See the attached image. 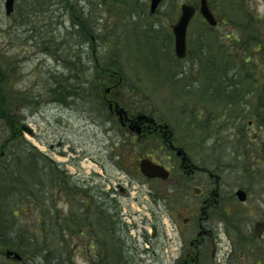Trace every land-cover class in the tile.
Listing matches in <instances>:
<instances>
[{
	"label": "rangeland",
	"instance_id": "rangeland-1",
	"mask_svg": "<svg viewBox=\"0 0 264 264\" xmlns=\"http://www.w3.org/2000/svg\"><path fill=\"white\" fill-rule=\"evenodd\" d=\"M20 1L18 0L16 4H22ZM71 1L72 4L75 3V0ZM89 1L93 3L87 4ZM142 1L146 5V15L141 16L140 13L135 12L133 20L138 19V22L141 20L142 24L158 25L160 37L156 40V46L159 52L155 51L153 54L160 53L161 56L152 59L153 63H151L147 59L149 51L143 50L146 58L141 57L137 60L141 47L138 46L139 43L132 45L137 39L136 33L129 35L128 40L125 39V44L132 46L133 50L129 52V48L122 55L126 58L120 59V64L124 66L123 72L121 71V81L109 92L104 89L113 85L105 86L101 97L106 100L117 99L118 103L127 107L133 106L131 104L133 100L141 101L145 104L147 112H153L156 117L168 123L174 132L175 141L184 148L187 156L196 166L223 172L221 186L243 187L247 188L246 190L253 187L252 201L248 205H240L243 212L249 207L253 208V204L260 208L261 205L254 197L261 194L264 188L260 183L253 186L254 181L246 182L245 178L250 175L247 171L261 170V163L260 169H256L254 163H250L245 173L241 170L235 172L232 168L239 169L242 164L234 163L235 160L232 161L231 157L227 156L226 149V143L231 144L235 141V134L239 132L238 127L241 129L243 127V130L247 131L252 129L247 126L251 121L245 118L243 106L245 102L251 100V95L244 99L245 102L242 101V104L238 103L231 109H226L219 100L213 104L202 101L200 97H204L205 92L208 93L215 85L205 81L207 74L204 75V83L202 78H198L196 72L200 67L199 64H193L187 59L183 61L174 59L172 45L165 40L179 17L181 5L184 3L197 5L198 1L161 0L154 14L150 13L151 0ZM212 1L217 3L221 12L222 21L219 28L215 29L218 39L219 36L221 38L219 43L226 49V54L238 58L234 64L237 78L238 74L240 78L245 73L251 74L252 62L255 65L253 78L264 84V60L260 59L258 53L253 55L251 53L252 48L257 49V46L251 44H258V34L264 41L262 35L264 0H226V3L225 0ZM4 2L5 0H0V95L4 96L6 102L8 99L18 100L22 99V96L26 97L29 106L22 108V104L16 102L14 113H11L20 116H18L20 127L27 125L31 129V133L24 131L23 137L41 152L53 158L70 175L86 181L92 178L95 183L105 186L106 190L113 189L118 192L116 196L121 205L122 220L131 227L128 234V237L131 236L129 249L133 253L138 252L139 258L143 260L141 264H177L181 240L174 226H182L184 216L173 212L175 205L173 202L176 198L174 193H169L167 189L178 184L181 178L175 173L167 183L156 180L150 182L139 171L140 158H137L134 147L125 144L122 148L120 141L106 132L109 125L98 118L89 106L79 103L63 105L54 102L47 95L53 84V77L66 72L62 60L66 63L79 56L82 65L93 69L103 66L107 60L112 59L113 62H117L115 56L117 48L126 50L125 47L117 44L118 37H107L105 42H99L96 50L92 51L87 44H78V37L74 35L75 29L72 27L68 10L65 12L58 9L61 17L59 14H54L56 19H53V22L56 23L50 22L44 30L43 14L29 15L23 20L20 7H16L11 16H6ZM96 4L97 1L94 0H80L77 6L79 9L84 7L88 15L90 10L96 9L92 19L97 26L95 34L99 35L103 34L106 25L109 29L112 28L117 23V17L107 14L108 7H100ZM23 7L26 8L27 4ZM168 7L175 12L172 19L167 17ZM252 7L256 10L253 11L256 20L247 22L251 24L248 25L247 36L243 23L246 21V13L248 14ZM57 18L60 24L57 23ZM28 20L29 24L25 22ZM202 21L199 17L193 19L190 25L192 28L190 30L189 27L188 30V39L190 33L197 34ZM110 31L111 29L108 33L105 31V35ZM44 36L47 37L46 40ZM251 37L254 41H251ZM244 43H247V47ZM244 59L248 60L247 64L243 62ZM243 64H246V67L240 74ZM182 72L184 73L180 77ZM185 76H188L187 82ZM258 86L256 85L255 88ZM247 89L245 83L244 94L249 92ZM210 105L214 108L211 111L212 115L208 113L210 109H203L204 106L210 107ZM3 106L6 108L5 103ZM111 120L118 122L117 116L111 115ZM205 121L208 123H204ZM1 126L5 125L0 122V142L8 134L6 126L4 129ZM254 134H258L256 129L251 130V135ZM137 149L142 153L147 151L145 144ZM113 152L123 154L124 158L116 159L112 156ZM258 180L260 181L259 177ZM166 210H169V214L172 213L175 222L169 220ZM259 211L260 209L257 213ZM155 219L159 221V235L153 238V246H150L144 239V232L152 235ZM0 264H16V262L0 256Z\"/></svg>",
	"mask_w": 264,
	"mask_h": 264
},
{
	"label": "trees",
	"instance_id": "trees-1",
	"mask_svg": "<svg viewBox=\"0 0 264 264\" xmlns=\"http://www.w3.org/2000/svg\"><path fill=\"white\" fill-rule=\"evenodd\" d=\"M94 1H97V6L108 7L107 14L117 17V23L110 28L111 31L107 35L105 31L108 33L110 30L107 25L103 34H95L97 26L92 17L96 9L90 10L88 15L84 7L82 10L78 8L77 3L79 4L80 0H75L73 4L71 0H21L22 4H16V7H20L23 20L29 15L43 14L44 30L50 22L56 23L53 21L56 19L54 14H59L58 9L65 12L68 10L78 44H87L92 51L96 50L99 42H105L107 37H118L117 44H122L126 50L117 48V62L107 60L103 66L91 69L81 64L79 56L66 63L62 60L66 72L53 77V84L47 94L54 102L63 105H87L104 123H114L101 96L105 86L114 85L115 80L121 78L124 66L120 64V59L126 58L122 55L129 48V52L133 50L132 46L125 44V39L127 41L129 35L136 33L137 39L132 45L139 43L138 46L141 47L137 60L146 58L143 50H147V59L153 63L152 59L161 56L160 53L153 54L155 51L159 52L156 40L160 36L157 24H142L141 20H133L135 12L141 16L146 15V5L142 0ZM92 3L89 1L87 4ZM208 3L216 16L219 15L217 18L220 23L222 18L217 3L212 0H208ZM25 4L26 8L23 7ZM174 15L175 12L168 7L167 17L172 19ZM52 16L54 18H51ZM59 16L61 17L60 14ZM253 21L255 19L252 14L246 13L243 29L247 36L248 25H251L247 22ZM25 22L29 24V20ZM57 23L60 24L58 18ZM191 28L192 26L190 30ZM217 35L215 28L202 21L197 34L189 35L186 59L200 65L196 74L199 79L202 78L203 83L204 75L207 74L205 81L215 85L209 90L210 93L208 91L209 94L205 92V96L200 97L202 101L213 104L219 100L226 109H231L238 103L242 104V101L251 95L249 102L244 101L245 118L251 121V124L247 125L249 129H256L258 134L251 135V130L238 127L235 141L226 143L227 156H230L232 161L235 160L234 163L242 164L239 169L232 170L245 173L250 163L260 169L261 159L264 157V84L253 78L255 65L252 62L251 74L245 73L246 77L244 75L241 78L238 74V80L234 71L238 58L226 54V49L219 43L221 38L219 36L218 39ZM46 38L44 36V40ZM257 38L258 44H251L257 46V49L252 48L251 53H258L260 59L264 60V41L259 34ZM253 39L251 37V41ZM165 40L172 45V34H168ZM244 45L247 47V43ZM243 62L247 64L248 60L244 59ZM246 64L240 68V74ZM170 66L172 67L171 62ZM173 78L172 76V81ZM187 80L188 76H185V81ZM245 83L249 90L246 94L243 92ZM256 85L259 86L255 88ZM16 102L21 103L22 108L29 106L25 96L18 100L8 99L6 102L4 96L0 95V122L8 131L6 138L0 142V256L5 257L7 250L15 251L22 258L21 262L15 261L16 264H141L143 260L139 258L138 252L133 253L129 249L131 236L128 237V234L131 227L122 220L121 205L116 196L118 192L113 189L106 190L105 186L95 183L92 178L86 181L70 175L53 158L26 140L20 133L19 115L11 114L14 113ZM203 109H210V112L206 111L209 115H212L211 111L214 110L211 105L204 106ZM5 126L1 128L4 129ZM258 177L249 175L245 180L257 181L254 186L259 183ZM158 226L159 221L155 219L152 235L144 232V239L150 246H153V238L159 235Z\"/></svg>",
	"mask_w": 264,
	"mask_h": 264
},
{
	"label": "flooded vegetation",
	"instance_id": "flooded-vegetation-1",
	"mask_svg": "<svg viewBox=\"0 0 264 264\" xmlns=\"http://www.w3.org/2000/svg\"><path fill=\"white\" fill-rule=\"evenodd\" d=\"M253 11H256L254 7L250 13L256 20ZM115 82L114 86L118 80ZM104 103L108 104L115 116L113 111L117 99H104ZM131 104L132 107L123 106L127 116L106 131L123 143L145 144L147 151L145 154L138 152L137 158H149L168 170V179H153L150 182L156 180L167 183L175 173L181 178L178 184L167 189L176 198L173 212L184 216L182 226H174L181 240L177 264H264V191L254 197L261 207L257 208L253 204V208L249 207L243 212L240 205H248L252 201L253 187L246 190L243 187L221 186L222 171L207 170L192 161L196 168L191 166L185 169L176 154V149L183 147L175 141L174 132L168 123L154 116L153 112H147L141 101L133 100ZM144 114L151 116L154 121L142 119L136 123L137 118ZM150 144H156L158 148L150 149ZM247 173L259 176V183L264 188V157L261 159V170ZM237 189L245 191V202L238 200ZM258 209L260 211L257 213ZM168 211L169 220L174 221L172 213Z\"/></svg>",
	"mask_w": 264,
	"mask_h": 264
},
{
	"label": "water",
	"instance_id": "water-1",
	"mask_svg": "<svg viewBox=\"0 0 264 264\" xmlns=\"http://www.w3.org/2000/svg\"><path fill=\"white\" fill-rule=\"evenodd\" d=\"M199 1H200V4L198 7V12L200 13V15L206 20V22L210 26H216L217 21L209 9L208 1L207 0H199ZM159 3H160V0H151L150 12L152 14L156 11ZM4 9H5V14L9 16L13 12V9H14V0H5ZM195 14H196V8L194 6L189 5V4L181 5L180 15L176 23L172 26V34L174 36V54L178 59H183L186 56L187 31H188L189 24ZM263 31H264V26H263ZM116 108H119V107L117 106ZM117 114L120 117H122V115L125 114V112L122 108H119L117 109ZM141 118L147 119L148 117L143 116V117H140L139 119ZM22 130L28 133H31V129L26 125H22ZM177 155L181 156V162L183 166L185 167V169L191 166L190 160L188 159V157L186 156L185 152L182 149L177 150ZM139 167H140L141 173L148 179H152V178L167 179L169 176L168 171L163 166L155 164L149 159H142L139 162ZM236 195L239 201L244 202L246 200L245 191L239 189L236 192ZM5 256L7 258L12 257L16 261L21 260V256L17 252H14V251H7L5 253Z\"/></svg>",
	"mask_w": 264,
	"mask_h": 264
}]
</instances>
